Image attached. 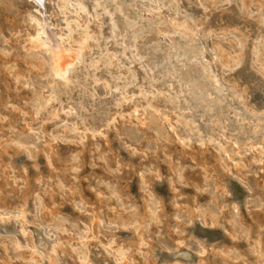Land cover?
<instances>
[{"label":"rangeland","instance_id":"374dc122","mask_svg":"<svg viewBox=\"0 0 264 264\" xmlns=\"http://www.w3.org/2000/svg\"><path fill=\"white\" fill-rule=\"evenodd\" d=\"M116 2L141 15L136 39L113 0H83L70 32L44 0L65 46L91 33L66 84L29 45L34 4L0 0V214L24 229L0 233V264H264V0ZM135 57L149 84L103 78Z\"/></svg>","mask_w":264,"mask_h":264},{"label":"bare ground","instance_id":"6f19581e","mask_svg":"<svg viewBox=\"0 0 264 264\" xmlns=\"http://www.w3.org/2000/svg\"><path fill=\"white\" fill-rule=\"evenodd\" d=\"M34 6L37 12H39V17L31 15L30 16V20L33 22L34 24V32L33 34L29 37L28 41H29V45L32 46L33 48L37 49L39 48L48 53L49 55V59H50V71L52 73V75H54L57 78H60L64 83L66 84H72L74 83V81L78 80L77 76L75 77V74H73L72 69L74 67V65L78 62H81L84 58H83V54H84V50L86 51V49L90 48V43L88 42L89 36L90 35L86 32L85 34H83L80 38L74 39L71 41H69V43H71V45L68 46L64 45V43L62 42V38H64L60 33L57 34H53V32H51L49 30L48 27V21L46 19V15H45V9H44V0H41L40 3H37V0H30ZM55 1V0H54ZM59 1V4L61 5V12L66 20V26H67V31L70 32V26H72L73 24H75L76 27L82 26L83 24H85V20L82 21L83 19H79L82 18V13L85 14V12H87V10L85 9V4L83 3V0H57ZM100 1V0H99ZM121 2V1H120ZM125 3V2H123ZM87 4V2H86ZM91 4H92V10L96 13L97 7L98 6H102L99 5L100 3H98V0H91ZM126 5V4H125ZM104 6V4H103ZM112 6V5H111ZM88 8V7H87ZM105 10V8H103ZM128 9V8H127ZM100 10V8H99ZM112 12L116 11V13L118 12L122 17V20H124L125 23V27L127 30H129L132 33V37H130L132 40L136 39L139 36V31L136 30V27H138L140 29L141 23H142V17L140 14H136L134 12L132 13H128L127 10L124 9V7L122 5H120L119 3L116 2V0H113V6H112ZM90 11V10H89ZM103 11V10H102ZM108 11V10H107ZM130 11V10H129ZM49 13V12H48ZM88 13V12H87ZM99 13V12H98ZM102 13V12H101ZM105 13V11H104ZM138 13V12H137ZM110 14V13H109ZM108 14V17H109ZM86 15V14H85ZM97 15V14H96ZM111 15H113L111 13ZM87 16V15H86ZM90 16V15H89ZM64 19V18H63ZM112 19V16L111 18ZM141 22V23H140ZM59 23V22H58ZM140 23V24H139ZM30 24V23H29ZM32 24V23H31ZM110 31L112 32L113 29H115V25L113 23V19L110 23ZM144 24V23H143ZM31 27V26H30ZM101 27V26H100ZM114 27V28H113ZM66 28V27H65ZM32 29V27H31ZM73 29V28H71ZM138 29V30H139ZM59 30V29H58ZM98 31V30H97ZM100 31L97 32V35H100ZM127 32V31H126ZM62 33V32H61ZM68 34V33H67ZM66 34V35H67ZM112 34V33H111ZM64 35V36H66ZM102 35V34H101ZM69 36V35H67ZM141 36V34H140ZM91 37V36H90ZM91 39V38H90ZM97 39V38H96ZM156 48V47H155ZM34 49V50H35ZM105 50V49H104ZM124 50V49H123ZM36 51V50H35ZM90 53V50H88ZM101 51V52H100ZM98 53H97V57H90L89 58V62L88 65L91 66L92 68H94L93 66H97L98 64V59L101 58V56L105 53L103 52V50L101 49ZM122 51V50H121ZM43 52V51H42ZM103 52V54L101 55V53ZM124 52V51H123ZM127 52V51H126ZM195 52V51H194ZM121 53V52H120ZM125 53V52H124ZM134 53V52H133ZM132 53V54H133ZM189 50L184 47V46H178L176 49H173V51L171 50H166V54H169V58L171 59L170 61H177L178 59H187L188 58V54ZM86 54V53H85ZM122 54V53H121ZM126 54V53H125ZM87 55V54H86ZM85 55V56H86ZM130 55V53H129ZM110 56V55H109ZM108 56V57H109ZM131 56V55H130ZM35 57V56H34ZM103 57V56H102ZM106 57V55H105ZM116 58V57H115ZM190 59V58H189ZM8 60V59H7ZM88 60V59H87ZM86 60V62H87ZM120 60V58H119ZM129 66L125 67L124 69L119 67L117 68V70H115V74H113V71L111 72L110 70H105V73L103 74V78L105 77L106 79H114L113 81L116 82L117 80L119 81L120 78L128 79L129 78H133L135 77V80H137L136 76L139 73L140 77H138V80L140 79L141 82H143L144 84H149L150 81V76L149 74L146 73V69L145 67L147 66V64L145 62H142L141 60L137 61L136 57L135 59L130 58L129 59ZM105 61V60H103ZM117 61V59H116ZM121 61V60H120ZM182 61V60H180ZM178 62V61H177ZM85 63V62H84ZM119 63V62H118ZM117 63V64H118ZM116 65V64H115ZM111 66V65H109ZM118 66H120L118 64ZM123 66V64H122ZM105 67V65H104ZM124 67V66H123ZM110 69V68H109ZM174 70V69H173ZM107 71V72H106ZM206 71V70H205ZM164 75L166 76V74H168V69L166 71H164ZM57 73H60V75H57ZM94 73V72H93ZM175 74V73H174ZM216 73H210L209 74V80H211V84L212 85V90L218 93H222L223 92V85L220 83L219 78L215 75ZM152 75V74H150ZM177 75V74H176ZM175 75V76H176ZM53 76V77H54ZM171 76H173L171 74ZM179 76V75H177ZM176 78V77H175ZM174 78V79H175ZM122 79V80H123ZM134 79V78H133ZM173 79V77H172ZM171 80V79H170ZM177 80V79H176ZM175 80V81H176ZM124 81V80H123ZM134 81V80H132ZM153 81V80H152ZM174 81V83H175ZM179 81V80H178ZM62 82V83H63ZM112 82V81H111ZM113 82V83H114ZM121 82V81H119ZM63 83V84H64ZM131 83V82H130ZM133 83V82H132ZM61 84V85H63ZM181 84V83H180ZM115 85V84H114ZM184 85V84H182ZM182 85H179V83H176V87L175 89L172 88V95L173 97H179V96H184L185 95V90L183 91ZM225 85V84H224ZM66 86V85H65ZM80 86V85H79ZM150 87V86H149ZM147 88V87H146ZM149 89V88H147ZM142 88L140 90L141 94H143V96L146 97V95H153V91L152 90H147ZM151 89V88H150ZM161 89V88H160ZM187 90V88H185ZM136 90V89H135ZM171 90V89H170ZM88 91V90H87ZM69 92V91H67ZM160 92V91H159ZM167 92V91H166ZM125 93V92H124ZM158 93V92H157ZM155 94V93H154ZM171 94V93H170ZM192 94V93H191ZM132 95V94H131ZM216 95V94H215ZM129 96V94H128ZM154 96V95H153ZM152 97V96H149ZM183 98V97H182ZM47 102V101H46ZM119 104V103H118ZM184 105V104H183ZM205 106V105H204ZM201 107V106H200ZM136 112V111H134ZM178 112V111H177ZM204 112V111H203ZM166 118V117H165ZM212 118L215 119L216 117H214V115H212ZM187 120V119H186ZM216 120V119H215ZM189 121V120H188ZM193 121V119H192ZM138 122V121H137ZM196 122V121H193ZM212 122V120H211ZM169 123V121H168ZM142 124V123H141ZM192 125V124H191ZM198 127V126H197ZM199 131H197V133L200 135L201 131L200 129H198ZM105 135V134H104ZM183 137V136H182ZM200 137V136H199ZM227 137V136H226ZM210 141V140H209ZM222 147V146H221ZM224 150V149H223ZM214 198V197H213ZM154 205V204H153ZM151 208V207H150ZM152 209V208H151ZM156 212V211H155ZM153 216V215H152ZM17 217L19 218V216L16 215V219ZM15 218V217H14ZM147 219V218H146ZM20 222V219H18ZM131 222V221H130ZM140 222V221H139ZM15 223V222H14ZM8 227H7V226ZM11 226V227H10ZM139 228V227H138ZM164 228V227H163ZM1 232H8V233H12L14 235V238L17 240V243H23V241H21V236L24 234V229L22 227H18L15 228V226L12 223V216H9L8 214H0V233ZM7 234V233H5ZM158 235V234H157ZM9 236V235H6ZM85 236V235H84ZM23 237V236H22ZM84 240V239H83ZM26 243V242H25ZM81 243V242H79ZM16 244V243H15ZM50 244V243H49ZM18 245V244H17ZM16 245V246H17ZM26 245V244H25ZM38 246V245H37ZM19 247V245H18ZM80 247V246H79ZM40 248V247H39ZM50 248V247H49ZM87 248V247H86ZM108 248V247H107ZM125 248V247H124ZM53 251V246H51L50 248ZM49 249V251H50ZM77 249V248H76ZM42 250V249H41ZM82 250V249H81ZM86 250V249H85ZM44 251V250H43ZM88 251V250H87ZM121 251V250H119ZM46 252V251H45ZM76 252V250H75ZM82 252V251H81ZM84 252V251H83ZM89 252V251H88ZM112 252V251H111ZM110 252V253H111ZM113 253V252H112ZM41 254V253H40ZM43 254V252H42ZM114 254V253H113ZM48 255V254H46ZM45 255V256H46ZM77 255V254H76ZM35 256V255H34ZM89 256V255H88ZM108 257V256H105ZM113 257V256H112ZM124 257V256H123ZM245 257V256H244ZM121 258V257H120ZM102 259V258H101ZM92 260V259H90ZM90 260L88 259L87 256H83L80 258V264H92V262H90ZM95 260V258H94ZM101 261V260H100ZM104 261V260H103ZM115 262H118L115 260ZM79 263V262H78ZM97 263V260H96ZM100 263V262H99ZM119 263V262H118ZM110 264V263H109Z\"/></svg>","mask_w":264,"mask_h":264},{"label":"snow or ice","instance_id":"6c2138e0","mask_svg":"<svg viewBox=\"0 0 264 264\" xmlns=\"http://www.w3.org/2000/svg\"><path fill=\"white\" fill-rule=\"evenodd\" d=\"M41 2V0H37V3H40ZM57 75H60V73H57Z\"/></svg>","mask_w":264,"mask_h":264}]
</instances>
